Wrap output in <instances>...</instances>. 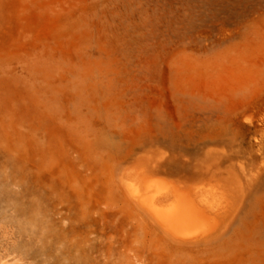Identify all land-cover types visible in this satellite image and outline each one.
I'll return each mask as SVG.
<instances>
[{
	"label": "rangeland",
	"instance_id": "rangeland-1",
	"mask_svg": "<svg viewBox=\"0 0 264 264\" xmlns=\"http://www.w3.org/2000/svg\"><path fill=\"white\" fill-rule=\"evenodd\" d=\"M8 55L0 264H264V0H1Z\"/></svg>",
	"mask_w": 264,
	"mask_h": 264
},
{
	"label": "bare ground",
	"instance_id": "bare-ground-1",
	"mask_svg": "<svg viewBox=\"0 0 264 264\" xmlns=\"http://www.w3.org/2000/svg\"><path fill=\"white\" fill-rule=\"evenodd\" d=\"M1 1V0H0ZM2 5V4H1ZM2 10V9H1ZM3 12V11H2ZM3 20V19H2ZM6 20V19H5ZM9 57H7V59H5L4 60V58L3 57H1L0 56V116L2 117V118H4V120H5V122L7 121V122H9L8 124L10 125V122H11V118H12V116H14V115H12V113H13V110H14V107L16 108V106H14V104L15 105H17L16 103H15V101L13 100L14 99V97H12V95H11V90H12V86H11V83H12V81H13V79L15 78L16 79V74L14 75L13 74V71H12V69H13V67L11 66L12 65V59H13V57L12 56H10V55H8ZM2 58V59H1ZM14 79V80H15ZM16 81H17V79H16ZM23 85H25V83L23 84ZM14 86V85H13ZM25 87V86H24ZM30 87H31V85H30ZM41 90V91H40ZM40 90H38L39 92H41V94L43 95L44 93H42V89H40ZM30 92V93H29ZM28 93L26 92V94H33L31 91H29ZM34 92H36V91H34ZM13 94V93H12ZM35 94H38V93H35ZM40 94V95H41ZM27 96V97H30V96ZM40 95H37L38 96V98H37V96H35L34 97V100L35 99H38L39 100V96ZM46 95V94H45ZM32 96V95H31ZM45 97V96H44ZM16 98V97H15ZM30 98H32V97H30ZM28 99V100H31V99ZM40 98H41V96H40ZM44 99V98H43ZM46 99V98H45ZM49 100V99H48ZM23 101H25L26 102V99H24ZM36 101V100H35ZM40 101H42V100H40ZM17 102V101H16ZM37 102H39V101H37ZM45 102H47V101H45ZM50 103V102H49ZM52 103V102H51ZM38 105V104H37ZM36 105V106H37ZM47 105V104H46ZM38 106H40V105H38ZM45 106V104L43 105V107ZM22 107V106H21ZM42 107V106H41ZM49 107H52L51 105L49 106ZM45 108H46V106H45ZM23 109V108H22ZM52 109V108H51ZM29 110V109H28ZM44 110V109H43ZM15 111H16V109H15ZM14 111V112H15ZM37 111V110H36ZM36 111H34V112H36ZM42 111V110H41ZM41 111H40V113H41ZM57 111H58V109H57ZM44 112V111H43ZM42 112V113H43ZM53 112L54 111H52V114H53ZM55 112H56V110H55ZM54 112V113H55ZM56 113H58V114H56V115H61V113L59 114V112H56ZM15 114V113H14ZM37 114H38V111H37ZM44 114V113H43ZM43 114H41L42 116H43ZM51 114V115H52ZM20 115V114H19ZM40 115V114H39ZM39 115H37L36 117H37V119H38V117H40ZM56 115H54V116H56ZM31 116V115H30ZM0 117V118H1ZM17 117V116H16ZM23 117V116H22ZM15 118V117H14ZM34 118V117H33ZM41 118V117H40ZM13 119V118H12ZM42 119V118H41ZM40 119V121H42ZM56 119H58V118H56ZM59 119H60V117H59ZM59 119H58V123H59ZM55 120V119H54ZM1 121H2V119L0 120V123H1ZM14 121V120H13ZM26 122L27 120H22V123H19L20 124V126H21V128H22V130H25V126H27V125H25L24 126V122ZM31 121V120H30ZM29 121V122H30ZM3 122V121H2ZM14 122H17V121H14ZM19 122V121H18ZM21 122V121H20ZM5 124V123H4ZM7 124V123H6ZM26 124H27V122H26ZM32 124V123H31ZM38 124V123H37ZM2 125V124H1ZM12 125V124H11ZM17 125V124H16ZM23 125V126H22ZM3 126V125H2ZM5 126V125H4ZM4 126H3V128H4ZM7 126V125H6ZM12 126H14V125H12ZM30 125H28L27 127H26V129L27 128H30L29 127ZM17 127V126H16ZM2 127H1V129H3ZM8 128V127H7ZM24 128V129H23ZM5 129V128H4ZM9 129H10V127H9ZM17 129H20L19 127H17ZM35 129V128H34ZM38 129H40V128H38ZM38 129H36V131H34L33 129V131L34 132H36L37 133V131H38ZM55 129V128H54ZM8 130V129H7ZM7 130H6V132H7ZM21 130V129H20ZM28 130H30V129H27V130H25V132L26 131H28ZM2 131H4V130H2ZM9 131V130H8ZM33 131H31V132H33ZM12 132V131H11ZM21 132V131H20ZM24 132V133H25ZM33 132V133H34ZM40 132H41V130H40ZM3 133V132H2ZM2 133H0V134H2ZM28 133V132H27ZM33 133H31V134H33ZM52 133V132H51ZM8 135L7 136H9V133H7ZM23 134V133H22ZM6 135V134H5ZM33 135H35V133L33 134ZM33 135H28V137H32ZM42 135V132H41V134H40V136ZM10 136H11V134H10ZM9 136V137H10ZM39 136V135H38ZM39 136V137H40ZM33 137H35V136H33ZM32 137V138H33ZM11 138V137H10ZM38 138V137H37ZM7 139V138H6ZM35 139V138H34ZM32 141H33V139H32ZM36 142L35 143H37L38 145H39V148L41 149V151L42 152H40L42 155V157H41V159H42V165L47 169V170H51V172H52V170H54L55 169V171H56V174H54L55 176L57 175V178H60L61 177V171H60V166H59V161H60V149H59V145L58 144H51L50 142H49V140L47 141V139L45 138V136L43 137H41V138H38L37 140H35ZM58 141H60V140H58ZM57 140H56V142H58ZM34 143V142H33ZM34 143V144H35ZM60 147H62V146H60ZM34 148V147H33ZM38 148V147H37ZM60 152V153H59ZM41 159H40V161H41ZM61 162V161H60ZM43 166H41V167H43ZM45 170V169H44ZM46 171V170H45ZM54 171V172H55ZM50 172V171H49ZM52 174V173H51ZM41 176V175H40ZM52 176V175H51ZM63 178V177H62ZM55 180V179H54ZM46 182V181H45ZM71 184V183H70ZM113 184V183H112ZM72 185V184H71ZM78 186V185H77ZM73 188H74V186H73ZM116 189V188H115ZM49 192V191H48ZM50 193V192H49ZM44 194V193H43ZM91 245V244H90Z\"/></svg>",
	"mask_w": 264,
	"mask_h": 264
}]
</instances>
